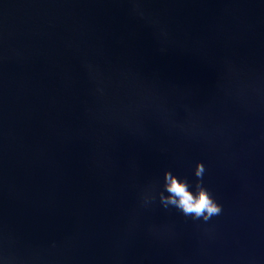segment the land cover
I'll list each match as a JSON object with an SVG mask.
<instances>
[{"label":"water","instance_id":"obj_1","mask_svg":"<svg viewBox=\"0 0 264 264\" xmlns=\"http://www.w3.org/2000/svg\"><path fill=\"white\" fill-rule=\"evenodd\" d=\"M0 264H264V0H0Z\"/></svg>","mask_w":264,"mask_h":264},{"label":"clouds","instance_id":"obj_2","mask_svg":"<svg viewBox=\"0 0 264 264\" xmlns=\"http://www.w3.org/2000/svg\"><path fill=\"white\" fill-rule=\"evenodd\" d=\"M204 166L197 163L195 176L202 178ZM197 192L194 194L188 186L186 180H181L171 172L165 173V189L167 195H161V203L165 206H174L181 210L185 215H192L195 218L210 219L218 215L221 211L220 206L209 196L201 184H197Z\"/></svg>","mask_w":264,"mask_h":264}]
</instances>
